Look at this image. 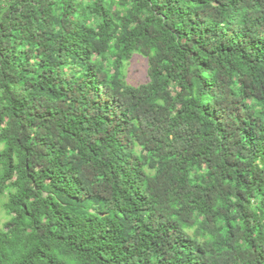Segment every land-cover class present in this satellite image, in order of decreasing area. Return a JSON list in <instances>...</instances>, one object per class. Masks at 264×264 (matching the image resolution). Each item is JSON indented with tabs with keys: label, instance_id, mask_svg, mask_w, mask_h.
Listing matches in <instances>:
<instances>
[{
	"label": "trees",
	"instance_id": "obj_1",
	"mask_svg": "<svg viewBox=\"0 0 264 264\" xmlns=\"http://www.w3.org/2000/svg\"><path fill=\"white\" fill-rule=\"evenodd\" d=\"M0 144V264H264V0H0Z\"/></svg>",
	"mask_w": 264,
	"mask_h": 264
},
{
	"label": "rangeland",
	"instance_id": "obj_2",
	"mask_svg": "<svg viewBox=\"0 0 264 264\" xmlns=\"http://www.w3.org/2000/svg\"><path fill=\"white\" fill-rule=\"evenodd\" d=\"M121 68L125 74L126 82L130 85H138L148 80V60L139 52H135L129 60L124 62ZM1 147L2 144H0ZM2 211L0 205V226L6 221Z\"/></svg>",
	"mask_w": 264,
	"mask_h": 264
}]
</instances>
